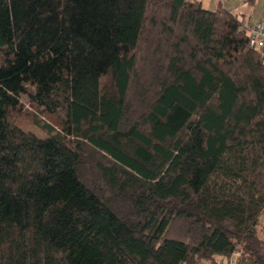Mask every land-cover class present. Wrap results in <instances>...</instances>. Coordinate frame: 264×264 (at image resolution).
I'll return each instance as SVG.
<instances>
[{"label":"trees","instance_id":"1","mask_svg":"<svg viewBox=\"0 0 264 264\" xmlns=\"http://www.w3.org/2000/svg\"><path fill=\"white\" fill-rule=\"evenodd\" d=\"M59 128L14 116L21 98ZM264 48L200 0H0V264H264Z\"/></svg>","mask_w":264,"mask_h":264},{"label":"rangeland","instance_id":"2","mask_svg":"<svg viewBox=\"0 0 264 264\" xmlns=\"http://www.w3.org/2000/svg\"><path fill=\"white\" fill-rule=\"evenodd\" d=\"M22 107L20 111L14 116V120L25 130L35 133L37 136L44 137L47 134L44 129H42L38 124L40 123H50L54 125L55 128H59L56 118H49L48 116L42 114L39 110L34 108L28 103L27 97L23 96L21 98ZM257 233L264 239V210L259 216L258 223L256 225ZM223 262V261H222ZM220 264H223V263Z\"/></svg>","mask_w":264,"mask_h":264},{"label":"crops","instance_id":"3","mask_svg":"<svg viewBox=\"0 0 264 264\" xmlns=\"http://www.w3.org/2000/svg\"><path fill=\"white\" fill-rule=\"evenodd\" d=\"M206 9L222 7L233 13L238 19L264 22V0H200Z\"/></svg>","mask_w":264,"mask_h":264},{"label":"built area","instance_id":"4","mask_svg":"<svg viewBox=\"0 0 264 264\" xmlns=\"http://www.w3.org/2000/svg\"><path fill=\"white\" fill-rule=\"evenodd\" d=\"M241 27L247 32L249 44L254 48H264V22L263 21H246L238 19ZM238 251L231 254L223 260V264H238Z\"/></svg>","mask_w":264,"mask_h":264}]
</instances>
